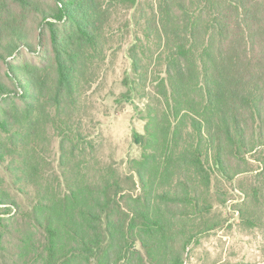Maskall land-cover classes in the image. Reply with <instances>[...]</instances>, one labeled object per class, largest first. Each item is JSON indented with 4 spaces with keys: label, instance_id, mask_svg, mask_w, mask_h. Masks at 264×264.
<instances>
[{
    "label": "trees",
    "instance_id": "1",
    "mask_svg": "<svg viewBox=\"0 0 264 264\" xmlns=\"http://www.w3.org/2000/svg\"><path fill=\"white\" fill-rule=\"evenodd\" d=\"M54 5L42 13L35 48L14 49L19 60L39 61L7 62L14 85L0 82V162L33 196L34 231L14 234L0 217V247L9 235L19 242L7 249L10 264H184L195 240L220 226L215 205L229 200L227 185L239 177L241 219L264 229V41L255 28L264 0ZM118 7L134 11L142 33L129 51L135 79L125 80L146 102L144 133L135 135L141 157L129 173L99 159L71 118ZM49 130L60 139L58 170L40 150ZM9 204L0 194V205Z\"/></svg>",
    "mask_w": 264,
    "mask_h": 264
},
{
    "label": "rangeland",
    "instance_id": "2",
    "mask_svg": "<svg viewBox=\"0 0 264 264\" xmlns=\"http://www.w3.org/2000/svg\"><path fill=\"white\" fill-rule=\"evenodd\" d=\"M147 10V5L143 4ZM55 9L54 0H0V82L13 87L8 78L10 62L19 65L27 59L39 61L38 57L14 51L16 47L33 49L41 36L42 13ZM264 10V8H263ZM134 11L115 8L107 28L104 54L94 62H88L86 74L80 89L81 97L78 112L73 123L81 125L85 137H91L97 157L113 163L121 173H129L130 162L140 159L141 148L135 140L136 133L143 134L145 129V100L130 95L125 84L126 78L135 79L130 59V48L135 37H142L141 30L134 25ZM255 28L264 41V13ZM121 30L122 32H120ZM45 48L49 42V33H43ZM12 45V46H11ZM23 45V46H22ZM152 48V45H151ZM150 46L144 49L142 57L147 62L151 56ZM27 49V48H26ZM142 51V50H141ZM25 52V50H23ZM15 58V60H13ZM153 71L157 69L152 68ZM161 70V69H159ZM41 140V151L50 169L58 170L60 139L48 132ZM54 136V137H53ZM242 177L229 183V200L215 205L214 211L220 226L201 235L188 248L184 264H264V229L249 228L242 221L240 208L244 195L240 190ZM240 181V182H239ZM15 182L7 172V164L0 162V194L4 199L12 200V205H0V217L10 225L12 233L34 231L30 224L29 211L32 195ZM19 205L23 218L17 217ZM3 228L0 226V232ZM19 246L11 235L7 236L4 247H0V264H10L12 258L7 249ZM136 249L140 250L139 244Z\"/></svg>",
    "mask_w": 264,
    "mask_h": 264
}]
</instances>
